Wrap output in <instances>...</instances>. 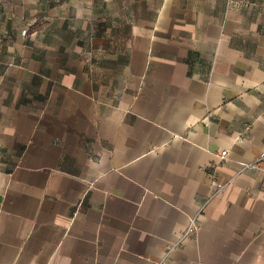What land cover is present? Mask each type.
Wrapping results in <instances>:
<instances>
[{"label":"crops","instance_id":"1","mask_svg":"<svg viewBox=\"0 0 264 264\" xmlns=\"http://www.w3.org/2000/svg\"><path fill=\"white\" fill-rule=\"evenodd\" d=\"M0 264H264V0H0Z\"/></svg>","mask_w":264,"mask_h":264},{"label":"built area","instance_id":"2","mask_svg":"<svg viewBox=\"0 0 264 264\" xmlns=\"http://www.w3.org/2000/svg\"><path fill=\"white\" fill-rule=\"evenodd\" d=\"M219 154L222 158H225L228 154V151L222 150ZM200 226H201V224H200V221L198 220V218L193 217L190 220L188 228L185 231H183L182 233H180V235L178 236L179 237L178 242L180 243V241L182 239L196 234L199 231Z\"/></svg>","mask_w":264,"mask_h":264}]
</instances>
